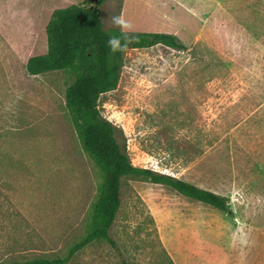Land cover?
I'll return each instance as SVG.
<instances>
[{
    "label": "rangeland",
    "instance_id": "374dc122",
    "mask_svg": "<svg viewBox=\"0 0 264 264\" xmlns=\"http://www.w3.org/2000/svg\"><path fill=\"white\" fill-rule=\"evenodd\" d=\"M83 1L0 0V264L66 257L91 229L103 173L66 106L73 77L26 69L48 51L53 11ZM147 1L129 2V31L171 33L194 6ZM123 2L99 7L105 28ZM229 3L208 0L201 42L196 20L180 29L185 50L128 49L117 88L98 100L134 165L223 195L229 210L123 177L114 243L94 240L66 264H264V51Z\"/></svg>",
    "mask_w": 264,
    "mask_h": 264
},
{
    "label": "trees",
    "instance_id": "16d2710c",
    "mask_svg": "<svg viewBox=\"0 0 264 264\" xmlns=\"http://www.w3.org/2000/svg\"><path fill=\"white\" fill-rule=\"evenodd\" d=\"M105 1L84 0L54 10L46 26L48 51L31 56L26 64L31 75L62 70L73 77L66 90V106L79 128L84 148L103 173L102 192L94 208L90 232L70 249L66 257H40L1 264H66L76 251L94 240L104 239L113 244L110 229L121 206L123 177L145 178L153 183L166 184L186 197L221 211L229 210V200L223 195L186 180L134 165L123 131L99 111L100 96L116 89L119 84L128 49L150 48L158 44L177 50L186 49L176 34L126 31L127 35L136 38L122 50L109 51V35L121 33L118 26L104 27L99 7Z\"/></svg>",
    "mask_w": 264,
    "mask_h": 264
},
{
    "label": "crops",
    "instance_id": "0c3cea01",
    "mask_svg": "<svg viewBox=\"0 0 264 264\" xmlns=\"http://www.w3.org/2000/svg\"><path fill=\"white\" fill-rule=\"evenodd\" d=\"M136 1L137 0H124L121 15L125 19H126L125 12L129 2L136 3ZM225 1H229L230 2L229 5H235L238 7V9H242L243 11L242 15L246 17V22H245L246 24L242 27L243 31H246V33L251 39L256 38L259 41H261L260 46L257 49L259 51L261 50L264 51V0H225ZM190 3L191 0H189L188 3L189 8L190 6H192L191 4H193ZM215 3L218 5L219 0H215ZM163 7H168V6H163ZM186 7L184 9L180 7L181 15L178 16V18L182 21H180L178 28H175V30H170V29H166V30H169L171 31L172 34H176L177 36H179V34L182 32L180 29L183 30V27H187V26H189V28L191 29L193 23H195L196 20L198 24V30L196 28L197 31L196 30L194 31L193 41L195 43L201 42L203 39V31H202L203 24L207 20V17H209L211 14L208 9V0H194V6L192 12L191 10L190 11L187 10ZM191 21H193V23ZM125 31H129V30H125ZM139 31H145V30H136V32ZM147 32H154V31H147ZM251 47H249V49Z\"/></svg>",
    "mask_w": 264,
    "mask_h": 264
},
{
    "label": "clouds",
    "instance_id": "9594fccd",
    "mask_svg": "<svg viewBox=\"0 0 264 264\" xmlns=\"http://www.w3.org/2000/svg\"><path fill=\"white\" fill-rule=\"evenodd\" d=\"M111 22L113 25L118 26L121 35H109L107 39V45L109 51L116 52L118 50H122L124 47L127 46V43L133 39L135 36H129L126 34L125 30H131L132 25L131 23L125 19L122 15H113L111 16ZM122 40L124 41L122 43Z\"/></svg>",
    "mask_w": 264,
    "mask_h": 264
},
{
    "label": "water",
    "instance_id": "95a60500",
    "mask_svg": "<svg viewBox=\"0 0 264 264\" xmlns=\"http://www.w3.org/2000/svg\"><path fill=\"white\" fill-rule=\"evenodd\" d=\"M96 1H98V0H96Z\"/></svg>",
    "mask_w": 264,
    "mask_h": 264
}]
</instances>
